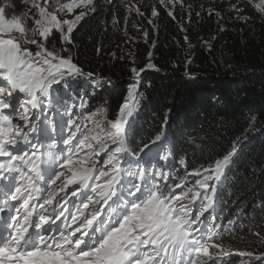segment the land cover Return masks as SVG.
Masks as SVG:
<instances>
[{"label": "snow or ice", "instance_id": "6c2138e0", "mask_svg": "<svg viewBox=\"0 0 264 264\" xmlns=\"http://www.w3.org/2000/svg\"><path fill=\"white\" fill-rule=\"evenodd\" d=\"M175 2L182 5V0H159L165 9ZM22 6L17 12L12 0H0V212L14 213L0 228V264H220L209 251L222 249L213 242L219 225L209 227L205 214L240 144L175 182L152 163L173 155L154 151L163 133L139 151L129 140L128 118L142 95L135 85L115 119L108 120L109 110L99 107L86 117L93 127L81 125L67 107L71 81L95 76L97 86L110 83L85 72L71 55L74 30L97 11L96 4L22 0ZM257 7L264 12V0ZM77 8L87 11L64 18ZM158 14L154 6L151 15ZM167 14L175 19L171 10ZM57 34L61 49L54 51L48 45L55 49ZM141 71L132 68L137 77ZM85 107L81 99L80 108ZM180 164H187L184 157ZM239 255L264 264V254Z\"/></svg>", "mask_w": 264, "mask_h": 264}, {"label": "trees", "instance_id": "16d2710c", "mask_svg": "<svg viewBox=\"0 0 264 264\" xmlns=\"http://www.w3.org/2000/svg\"><path fill=\"white\" fill-rule=\"evenodd\" d=\"M12 3L17 12L23 10L22 0ZM94 3L97 11L74 30L71 55L85 72L110 83L97 86L95 76L75 78L70 99L65 97L67 107L83 99L89 106L108 109L107 119L113 120L137 86L142 95L128 119L129 140L139 151L163 133L154 151L172 149L167 166L175 182L185 171L207 167L233 143L240 144L242 150L226 169L227 179L222 177L216 198L224 234L217 238L222 249L215 256L220 264H260L239 253L264 254V12L257 7L261 0H182V5L175 2L167 9L159 0ZM154 6L159 13L155 17ZM55 44V49L48 47L59 51L58 34ZM149 63L154 67L148 68ZM132 68L143 69L141 78L134 79ZM181 157L186 165L180 164Z\"/></svg>", "mask_w": 264, "mask_h": 264}, {"label": "rangeland", "instance_id": "374dc122", "mask_svg": "<svg viewBox=\"0 0 264 264\" xmlns=\"http://www.w3.org/2000/svg\"><path fill=\"white\" fill-rule=\"evenodd\" d=\"M80 10H84V9H83V8H80V9L77 10V12L79 13ZM140 78H141V77H140ZM138 79H139V78H138Z\"/></svg>", "mask_w": 264, "mask_h": 264}, {"label": "bare ground", "instance_id": "6f19581e", "mask_svg": "<svg viewBox=\"0 0 264 264\" xmlns=\"http://www.w3.org/2000/svg\"><path fill=\"white\" fill-rule=\"evenodd\" d=\"M63 147V146H62ZM164 167V166H163Z\"/></svg>", "mask_w": 264, "mask_h": 264}]
</instances>
